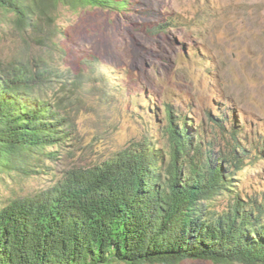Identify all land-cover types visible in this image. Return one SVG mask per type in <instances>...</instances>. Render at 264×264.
I'll use <instances>...</instances> for the list:
<instances>
[{
    "label": "trees",
    "instance_id": "trees-1",
    "mask_svg": "<svg viewBox=\"0 0 264 264\" xmlns=\"http://www.w3.org/2000/svg\"><path fill=\"white\" fill-rule=\"evenodd\" d=\"M125 5L0 0V22L44 50L61 32L62 10ZM40 60L35 70L20 58H0V172L21 170L23 162L31 168L24 174L37 173L29 160L48 158V148L69 136L57 103L40 94L38 81L54 74L39 69ZM164 117L165 149L142 139L68 171L31 198L0 202V264H264V199L241 196L234 184L246 160L261 159L259 142L247 150L226 111L206 116L212 140L224 145L218 151L204 136L203 120L193 124L168 104ZM221 197L226 208L217 210Z\"/></svg>",
    "mask_w": 264,
    "mask_h": 264
},
{
    "label": "rangeland",
    "instance_id": "rangeland-1",
    "mask_svg": "<svg viewBox=\"0 0 264 264\" xmlns=\"http://www.w3.org/2000/svg\"><path fill=\"white\" fill-rule=\"evenodd\" d=\"M123 1L120 10H62L61 32L44 50L0 22L1 59L20 58L35 70L44 59L38 68L54 71L38 81L40 94L57 103L69 133L48 148V158L29 160L37 173L24 174L31 168L23 162L21 170L0 172V202L31 198L68 171L92 167L142 139L165 149L166 104L193 124L203 120L216 151L224 145L212 140L208 113L226 111L247 150L259 142L261 159L246 160L234 184L241 196L264 199V0ZM219 203L217 210L226 208L225 198Z\"/></svg>",
    "mask_w": 264,
    "mask_h": 264
}]
</instances>
